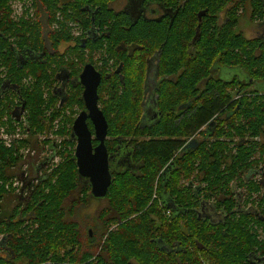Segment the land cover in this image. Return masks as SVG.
Here are the masks:
<instances>
[{"label":"trees","instance_id":"1","mask_svg":"<svg viewBox=\"0 0 264 264\" xmlns=\"http://www.w3.org/2000/svg\"><path fill=\"white\" fill-rule=\"evenodd\" d=\"M10 1L0 0V48L8 43L2 35L10 34L21 51L44 53L40 21L14 23ZM110 1L39 0L47 24L57 26L48 34L52 52L42 61L17 63L13 50L0 58V67L7 68V79L0 77V101L13 102L12 90L20 89L30 135L9 148L0 141V207L13 192L5 188L12 180L6 172L22 159L20 151L31 138L53 133L52 141L42 143L57 158L23 211L0 209V264H264V196L249 199L264 184L242 178L264 162V144L252 140L264 136V40L246 39L238 30L239 12L247 5L251 20L264 19V0H144L173 10L172 21L135 24L110 11ZM84 5L97 12L95 22ZM70 24L85 30L94 25L105 37L83 42L74 38ZM72 41L75 47L59 51ZM130 43L136 44L132 56L118 49ZM97 51L104 60L101 73L108 60L124 64L123 85L113 76L104 79L98 95L108 125L106 148L126 153L130 165L112 172L97 243L88 232L85 243L79 226L65 216L91 198L89 185L77 173L71 124L83 109L82 88L74 78ZM155 53L160 54V75L177 80L160 84L155 123L142 127L145 71L134 61ZM222 67H237L248 80H222ZM67 75L68 87L60 94L58 80ZM24 79L29 82L23 84ZM1 102L4 126L7 104ZM191 138L197 146L185 147ZM233 185L249 192L245 205ZM73 193L78 197L65 210ZM163 241L181 243L183 249L167 254L159 248Z\"/></svg>","mask_w":264,"mask_h":264},{"label":"flooded vegetation","instance_id":"2","mask_svg":"<svg viewBox=\"0 0 264 264\" xmlns=\"http://www.w3.org/2000/svg\"><path fill=\"white\" fill-rule=\"evenodd\" d=\"M116 2H119L122 4V7H120L119 10L115 9V6L117 7V4H115ZM8 5H9V8L11 10L10 19L14 23L31 22V21H36V20L40 21V23L42 25V38L44 41L45 51H44V53L39 52L38 54H36V53L31 54L27 51H21L22 49H20L18 46H16L13 43V41L15 39L12 35L3 34L2 38L5 39L6 41H8V43H6L5 46L2 45V47L0 48L1 60L4 59V57L8 58V56H9L8 54L13 53V51H14V58H15V61L17 63H23L24 60H28L29 58H32L34 61H42L44 59V56L46 55V53L50 54L52 52L51 43H49V41H48V34L52 31V29H55L57 26L52 25V27H50L47 24L46 15L41 10L42 8H41V5L39 3V0H11ZM107 6H108L107 8L110 11H113L115 14L121 13V14H125V15L129 16V18L133 24L138 23L139 21H142V22L143 21L144 22L154 21V22H158V23L162 22L164 20H167L170 22L172 21L171 13L173 10L165 9V8H163L157 4L149 3V2H146L144 0H111ZM83 9L86 11L87 14L91 15V20L94 21L97 12L95 10L89 9V7H87L85 5L83 6ZM199 13L200 12L197 13V18H198ZM201 13H205V12L202 11ZM250 19H251V12H250ZM200 22H201V20H200ZM258 22H264V19L259 20ZM198 23H199V21H198ZM70 27H72V34H73L74 38L75 39L78 38L79 40H83V42H85L86 40H88L92 36H100V38L101 37L103 38V36L105 37V33L100 31V29L95 27L94 25L91 28V30H89V29L85 30L83 28H80V26L78 24H70ZM0 35H1V32H0ZM251 39L264 40V37H262V38L257 37V38H251ZM251 39H249V40H251ZM83 42L80 45L81 47L84 46ZM68 46L75 47L76 45L72 41V43H70L69 45H67L65 47H68ZM118 49L125 51V53L128 56H132L135 53L136 44L130 43L128 46H118ZM139 49H141V47H139ZM83 54H84L85 58H88L89 54H88L87 49L84 50ZM69 56L75 57L72 54H70ZM159 56H160L159 53H155L151 56L145 57L144 59L139 58V59H136L134 61L136 65H140V63H142L141 65L143 67V70L145 71L144 72V82H143V84H141V87H142V103L141 104H142V109H143V119L140 121V125L142 127L150 126V125L155 123V119H156L157 114H158L157 113V107H156L157 106L156 100L158 99V90L160 88V84L163 83L164 81H176L177 80L176 76L166 77V76L160 75ZM75 60L77 61V59H75ZM103 61L104 60L101 57L100 51L92 53V61L88 62L86 60V62L81 66V68H80L81 70H80L79 74L77 75V77L74 78V80H76L77 83L80 85L78 78H79L80 74L82 73L84 66L86 64H90L93 66V68L96 70V72H98L100 75V82L98 85V89H99V86L103 82L104 79L105 80L113 79L112 76L116 77L118 79V81L120 82V84L123 85V83H122L124 81V74H123L124 64H123V62H118L115 64L113 59L108 60L107 66L104 67V72L101 73L100 72L101 70H99L98 68H100V67L103 68ZM3 66H5V65L3 64ZM0 71H1L0 77L2 79H7V68L0 67ZM214 72H216V71H214ZM58 81H59V84L56 87V89L58 91H60V94H61L62 92H65L66 87H68L70 77H69V75H67L65 77V79H63V77H60ZM71 81H72V79H71ZM24 82L28 83V81L25 79L22 81V83L24 84ZM3 84H4V87H9L8 86L9 84H7L6 81ZM80 87L82 88L81 85H80ZM98 89H97V95H98ZM82 91H83V88H82ZM12 92H13V99H12L13 102L4 101V103H2L0 101L2 103V105L7 104V108L4 112V117H3V122L5 125L0 126V141L3 143V145L5 147H8V148L11 146L12 143H15L18 145V143L21 140L28 139L30 136L27 132L28 122L26 121L25 103L22 102V100H21L20 89L19 88L13 89ZM6 94H7V92L4 94V97L6 96ZM81 96H82V93H81ZM2 98H3V96L0 97V100H2ZM2 108L3 107H1L0 109H2ZM98 108L101 110L99 95H98ZM82 110H84V103H83V109H81L77 112V114L74 116V120ZM150 113H151V116L149 115ZM9 120H10V122H9ZM60 120H61V118L53 121V123H52L53 127H54L53 132H55L59 128ZM74 120H73V122H74ZM73 122L71 124V130H72ZM86 124L88 126V124H91V122L89 120H87ZM91 126H92V124H91ZM88 129L92 133V145L96 146L98 143L94 139L93 126L91 128L88 126ZM201 129H203V128H201ZM72 136H73V132H72ZM53 137H55V135L53 133L49 132L46 134L44 133L42 135H37L35 138H31L30 145L28 146V149H27L28 152L26 153V155L22 157V159L18 162L17 165L11 167L6 172L7 175L12 176V180L11 179L9 180V182L5 186V188H7L9 191L11 188L13 189V192L9 193V196H13L17 200V204L15 206H12L11 209L5 208V203H4L5 199H3L1 201V207H0L1 210H4L6 212H11L12 209H15L17 207L20 211H23L25 209V206H27L29 201L32 199L31 194H32L33 190L41 182L42 178L47 177V174L50 172L49 167H51L52 163L53 162L55 163L57 161L55 150L52 147H50L49 144L46 145V144L42 143L46 139H49L52 141ZM260 137H263V136H258L256 139L258 140ZM197 138L199 139V137H197ZM73 139H74V147H73V156H74V150L76 147V141H75L74 136H73ZM106 140H107V136H106L105 142H106ZM195 140H196L195 138L189 139L186 143V146L190 142H194V146H191L188 148H195L197 146V141H195ZM94 141H95V143H94ZM53 142H57V141H53ZM38 144H40V147L37 146ZM45 146L49 151V155L40 157L38 154L40 151H43L45 149ZM105 146H106V144H105ZM30 152H34L35 155L32 156L31 154H29ZM121 153L122 152H120L119 154L109 153V169H110L111 173L124 170V167H127L130 165L129 161L125 158L126 153H124V152L122 154ZM53 158H54V160H53ZM262 159H264V156L262 157ZM261 161H262V163H260L256 169H254L250 173L247 172L246 174H244V176L242 178H243V181L245 183H247L249 180H254L257 183H261V185L264 184V162H263V160H261ZM126 163H128V164L124 165ZM131 166H132V164H131ZM86 183L88 184L87 181H86ZM233 188H234L235 193L241 192V194H242L241 204L245 205L244 200L247 198V194L249 192L244 190V189L240 190V188L236 187L235 185H233ZM263 196H264V186H262V189L258 193H253L252 198L250 197L249 199H253V200L258 201ZM91 198H93V197L91 196ZM91 198H89V199H91ZM89 199H88V201H89ZM103 200H105V199L103 198ZM250 204H251L250 201H248L246 203L247 206H250ZM69 210H70V207H69ZM21 219H22V217H21ZM97 222H98V220H97ZM100 229H101V227L99 226V229H97V231H100ZM111 229L112 228H110V230ZM88 236L92 240L94 239L92 242L97 243V240L99 237L98 235H95V238H94L93 233L88 232ZM1 238H2V236H0V239ZM159 246H160L159 248L164 250L167 254H169L171 252V253H173V255H175L176 251L183 249V246H181V243L179 245H177L176 243L170 244L167 241L161 242L159 244ZM94 258L95 257H93V259ZM256 262H259V261L256 260ZM45 264H53V263L46 262Z\"/></svg>","mask_w":264,"mask_h":264},{"label":"water","instance_id":"3","mask_svg":"<svg viewBox=\"0 0 264 264\" xmlns=\"http://www.w3.org/2000/svg\"><path fill=\"white\" fill-rule=\"evenodd\" d=\"M204 13L198 14L200 23ZM197 35L194 39H196ZM78 81L83 88L81 99L84 110L75 118L72 125L73 136L76 141L74 159L79 178L88 182L90 195L96 199L105 198L112 183V173L109 169V153L105 146L107 136V122L102 111L98 108L97 89L100 75L92 65L86 64ZM93 126L94 139L97 145H92V133L88 129L86 121ZM194 146L190 142L186 147Z\"/></svg>","mask_w":264,"mask_h":264},{"label":"rangeland","instance_id":"4","mask_svg":"<svg viewBox=\"0 0 264 264\" xmlns=\"http://www.w3.org/2000/svg\"><path fill=\"white\" fill-rule=\"evenodd\" d=\"M116 2L117 7L115 6V9H118L122 7V4ZM250 12L251 9L247 5V7L244 8L243 12L240 13V18L238 22V29L243 33L244 37L247 39L251 38H257V37H264V22H258V21H253L250 19ZM44 16V15H43ZM223 19V15H221L219 22L221 23ZM65 48V45L62 44L59 47V51H63ZM219 76L222 80L229 81L231 80L234 76L238 77L240 81H247V75L240 70L237 67L234 68H226L222 67L219 69ZM29 82V80H27ZM151 83V82H150ZM256 89L262 90L263 86L256 84L255 86ZM151 116V113L149 114ZM143 119V118H142ZM252 140L264 144V136L260 137L258 140L256 138H253ZM40 147V144L37 145ZM28 147L23 148L20 153L22 156H25L26 153L28 152ZM32 156H34V152H30ZM40 157L43 156H48L49 151L45 146V149L43 151H40L38 154ZM262 172V171H261ZM78 195L76 193H73L70 195V197L64 202L63 207L65 210H68L69 207L71 206L72 201H75L77 199ZM4 203H5V208L11 209L12 206H15L17 204V200L13 196H5L4 197ZM107 202L103 199H95L91 198L87 202V204L79 205L76 206L74 209V213L72 215H66L65 219L75 222L78 226L80 231L82 232L84 238L83 241L87 243V239L85 238L87 232L93 233V235H97L99 229L100 223L97 222L98 217L102 210L107 209ZM113 229V227H112Z\"/></svg>","mask_w":264,"mask_h":264}]
</instances>
